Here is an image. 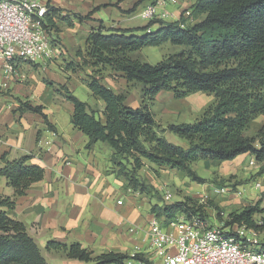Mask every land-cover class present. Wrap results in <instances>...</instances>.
Wrapping results in <instances>:
<instances>
[{
  "label": "trees",
  "instance_id": "1",
  "mask_svg": "<svg viewBox=\"0 0 264 264\" xmlns=\"http://www.w3.org/2000/svg\"><path fill=\"white\" fill-rule=\"evenodd\" d=\"M61 13L62 9L49 0L41 22L54 47L58 46V24L68 22ZM76 16L80 22L89 17ZM154 24L158 28L149 31ZM148 47L172 52L153 65L140 56V51ZM74 58L65 64V69L72 73L89 71L85 84L93 105L78 100L66 85L45 81L46 85L55 89L62 102L72 105L70 123L87 138L85 148L91 149L97 143L106 147L115 177L132 191L157 202L150 211L163 226L193 217L207 223L205 209L211 208L219 217L218 222L243 225L264 235L261 201L223 218V211L213 201L199 204L184 196L166 203L140 174L145 167L154 171L168 169L203 184L205 180L193 169L199 161L231 162L248 154L257 164L264 163V0H196L176 22L151 21L140 29H107L99 22L87 35L84 49L74 52ZM105 77L119 78L127 86L138 87L139 105H127V92H116L104 85ZM162 92L175 99L203 93L211 95L213 101L194 122L162 127L151 110ZM17 101L15 113L40 115L47 128L56 131L41 106ZM258 117H263V124L249 135L250 124ZM167 133L184 145L169 142ZM30 159L31 156L11 162L3 159L0 168V178L13 189L12 198L0 196V264H47L25 225L8 214L14 209L16 198L24 196L30 185L43 178V169L30 164ZM261 245L264 249V243ZM45 251L61 252L67 259L91 264H149L142 254L109 251L94 256L78 243L50 241Z\"/></svg>",
  "mask_w": 264,
  "mask_h": 264
},
{
  "label": "crops",
  "instance_id": "2",
  "mask_svg": "<svg viewBox=\"0 0 264 264\" xmlns=\"http://www.w3.org/2000/svg\"><path fill=\"white\" fill-rule=\"evenodd\" d=\"M178 1L168 10L169 18L173 20L169 23L176 22L182 11L196 0ZM148 2L149 0H51L53 6L62 8L61 14L68 22L61 21L58 24L57 38L61 44L55 46V56L48 63L50 66L45 72V79H40V71L36 69L41 65L23 61H16L8 75L0 71V168L3 166V159L11 162L31 156L29 163L44 171L42 180L30 185L24 196L16 198L15 207L8 214L25 225L28 235L38 245L47 264H91L67 259L61 252L45 251V246L50 241L78 243L94 256L111 251L128 255L142 254L149 264L153 261L148 223L153 217L151 207L157 202L132 191L122 179L115 177L109 162L110 151L106 147L97 143L91 149L85 148L87 138L70 123L72 105L62 102L60 97L57 100L58 106L53 107V92L45 83L48 79L55 85H66L73 95L77 86L87 88L85 82L89 71L77 70L72 73L66 71L65 64L76 60L74 52L84 49L87 35L99 22L107 29L146 27L149 22L141 20L138 11ZM135 5L136 10L130 12ZM76 15L89 17L80 22ZM157 28L158 24H154L149 31ZM64 53L67 57H62ZM105 80L107 77L103 79L104 85ZM17 100L41 106L42 112L56 131H50L40 115L15 113L19 105ZM93 104L92 101L90 105ZM97 106L102 108L103 104L98 102ZM262 124L263 117H258L250 124V129L255 128L252 131L256 133ZM171 135L167 133L165 137L168 139L174 136ZM169 141L184 145V142L177 144L176 141ZM252 160V157L245 154L231 162L209 161L207 169L214 167L217 169L214 173L228 179L234 176L230 169L247 166ZM257 166L263 168L264 163ZM259 177L263 185L264 178ZM144 179L161 194L166 192L161 185L147 177ZM208 189L209 200L215 203L214 200H218V197L211 188ZM184 195L192 198L202 196L190 193ZM0 196L13 197V189L7 186L4 178H0ZM236 202L239 203L238 200L233 203ZM217 205L219 208L225 206L222 202ZM260 208L264 209V201ZM131 264L142 263L131 261Z\"/></svg>",
  "mask_w": 264,
  "mask_h": 264
},
{
  "label": "built area",
  "instance_id": "3",
  "mask_svg": "<svg viewBox=\"0 0 264 264\" xmlns=\"http://www.w3.org/2000/svg\"><path fill=\"white\" fill-rule=\"evenodd\" d=\"M48 1L0 0V71L4 74L11 73L16 61L42 64L54 58L55 47L41 26ZM167 3L176 4L177 0H150L138 17L148 22L165 20L170 17ZM257 165L255 160L249 162L251 167ZM260 176L264 178V173ZM255 188L263 187L257 182ZM163 199L171 203L170 193L166 191ZM148 234L154 255L151 264H264L262 234L243 225L221 221L208 226L193 217L179 218L165 227L153 216Z\"/></svg>",
  "mask_w": 264,
  "mask_h": 264
},
{
  "label": "rangeland",
  "instance_id": "4",
  "mask_svg": "<svg viewBox=\"0 0 264 264\" xmlns=\"http://www.w3.org/2000/svg\"><path fill=\"white\" fill-rule=\"evenodd\" d=\"M178 2L179 1L177 0V3ZM171 6H173V4L167 3L166 9L171 10ZM165 21L170 22L173 20L168 17L167 19H165ZM59 43L60 42L58 40V45ZM170 50L172 52V49L148 47L140 51V56H142L143 59L146 60V62L154 65L168 53H170ZM62 57L67 56L64 53ZM49 62L38 64L41 65V67H36V69L40 71V79H45V72L48 71L50 66L48 64ZM42 67H44V70ZM105 84L108 87L114 88V90L116 91L127 92L128 98L126 103L128 105H139L140 92L138 87L127 86L119 78L113 79L110 77H107V80H105ZM50 89L53 92L52 106L56 107L58 106L57 100H59L61 96L55 95L54 88ZM74 96L77 99L81 100V102L84 101V103L90 104L93 101L89 91L83 85L77 86ZM212 101L213 97L211 95L203 93H197L185 98L175 99L172 94L162 92L156 96L155 101L151 106V110L154 114L156 122L162 127H165L169 124H187L194 122V120L200 116L202 111L208 105H210ZM61 116H63V114ZM253 129L255 128H252L248 131L249 135L254 134L252 131ZM167 140L176 141L177 144H180L181 142L183 143L182 140L178 139L175 136H172ZM205 163L206 162L204 161H199L193 166V169L197 173V175L205 180L203 184L193 183L188 178H186L184 174H178L176 171L168 169L154 171L150 167H145L142 170L141 175L144 178H149L152 182H155V184L161 185L165 191L170 193L171 202L176 200L178 201L179 199L182 200L185 196L184 194L190 193L195 195H202L201 197L194 199L198 200L199 204L207 205V201H213L209 200L210 196L208 188H211L214 191L216 197H218L216 198L218 200H214L216 201L215 203L221 204L222 202L225 205L224 208L221 207L224 215L223 217H225L228 213L239 212L244 207L253 205L260 201H264V189L255 188V184L257 182H260L259 176L264 171V167L261 168L259 166L251 167L249 165H244L243 167L241 166L238 169H230V171H232L231 173H233L234 176L233 178L226 179L220 177L218 173H214L217 171L216 168L209 167L210 169H207L209 163L207 162V165ZM263 186L264 183L262 187ZM164 194L161 195L164 196ZM235 200H238L239 203H233ZM205 212L209 217L207 219L208 226L219 224V217L216 216L217 214L213 209L207 208L205 209ZM259 218L260 217H257L258 220H260ZM262 236L261 243H264V235Z\"/></svg>",
  "mask_w": 264,
  "mask_h": 264
}]
</instances>
